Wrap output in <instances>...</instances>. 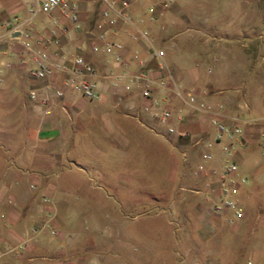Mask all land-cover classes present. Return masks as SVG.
<instances>
[{
    "label": "crops",
    "instance_id": "crops-1",
    "mask_svg": "<svg viewBox=\"0 0 264 264\" xmlns=\"http://www.w3.org/2000/svg\"><path fill=\"white\" fill-rule=\"evenodd\" d=\"M30 1L0 0V41L4 42L1 47H5L0 49V83L17 90L27 85L28 90L34 89L48 99L47 103H39L29 99L26 93L19 103L9 101L0 110V143L4 154L0 158V264H107L97 256L88 257L85 251L92 244L76 231H70L78 227L79 221L67 214L65 194L71 186L80 190L87 165L70 156L72 148L91 155L105 151L112 156L114 150L132 145L143 147L151 140L162 141L179 149L183 163L193 164L197 157L201 158L196 167L203 165L204 171L224 164L222 145L214 140L216 128L211 114L193 110L186 100L188 91L204 101L224 103L225 119L232 115L246 118L247 144L236 159H257L259 132L254 120L263 115L264 95L251 99L245 88L264 84L257 80L256 73L263 64V34L249 37L246 32L226 30V16L212 13L207 6L209 0H190L185 4L174 0L154 19L151 11L158 0H132L127 9L132 23L119 19L114 26L103 23L100 0H78L77 20L41 11L31 15ZM6 18L12 24L19 23V28L11 31L4 24ZM215 19L219 26L211 22ZM185 20L193 22L195 27H184ZM55 25L59 26V41L52 47L65 49L70 60L81 54L94 65L93 82L99 98H85L75 88L61 97L55 96L54 88L64 73L38 79L29 73L28 62H21L20 31L49 35ZM138 30H146L148 40L138 36ZM247 36L248 41L244 38ZM105 42L125 47L122 53L127 65L114 62L118 50L114 46L103 50ZM94 44L100 50L93 51ZM246 46H250L249 55L241 54V59L229 58L226 53ZM152 48L164 50L162 69L158 68L160 60L151 55ZM226 48V56L221 58ZM210 56L215 63H207ZM141 58L145 59L143 64L138 62ZM254 65L258 66L255 70ZM144 68H149L154 78L150 97H145L141 84L128 75ZM114 81H118V89H114ZM171 81H177L186 92L182 96L175 94ZM46 108L50 112L45 113ZM165 110L170 111L166 119L162 118ZM170 126L174 132L168 131ZM180 132L188 135L180 136ZM196 138L212 141V160L201 157L200 146L194 144ZM26 177L36 184H27ZM263 178L264 174L247 189L258 194ZM199 180L205 186L210 179L204 172ZM56 194L61 196L59 203ZM44 196L56 198L54 206L44 202ZM261 206L258 203L257 218ZM199 215L206 222L207 214ZM213 217L206 222L211 223L212 233L217 231ZM31 227H36L37 232L33 233ZM72 233L79 235L71 236ZM20 243L24 244L23 248L8 249ZM98 244L102 245L103 241L99 240ZM257 244L261 250L251 252L256 253L254 262L264 264V228Z\"/></svg>",
    "mask_w": 264,
    "mask_h": 264
},
{
    "label": "rangeland",
    "instance_id": "rangeland-1",
    "mask_svg": "<svg viewBox=\"0 0 264 264\" xmlns=\"http://www.w3.org/2000/svg\"><path fill=\"white\" fill-rule=\"evenodd\" d=\"M209 1L207 6L212 13L226 16V30L246 32L249 37L263 34L264 45V0ZM211 22L219 26L217 19ZM188 26L195 27V24L185 20L184 27ZM249 37L244 38L248 41ZM249 48H234L228 52L226 48L221 58L226 52L229 58L239 56L241 59V54L249 55ZM262 54L264 56V47ZM212 58H207L208 64L215 63ZM255 68L258 66L252 69ZM256 73L257 80L263 82L264 58ZM27 90V85L17 90L0 83V110L5 109L9 101L19 103ZM245 91L251 99L262 97L264 84L249 85ZM254 121L259 132L255 151L258 157L255 161L249 157L237 160L238 174L247 179L238 193L246 208L245 216L242 219L232 218L230 213L228 218L214 216L217 231L213 233L211 223L203 222L199 215L204 213L202 206L207 204L205 186L195 172L196 162H201V158L197 157L193 164L183 163L178 148L152 140L143 147L132 145L114 150L112 156L105 151L91 155L72 148L70 156L87 165L80 190L71 186L64 204H68L67 214L79 221L78 227L70 231H76L92 244L85 254L97 256L107 264H255L256 253L251 252L261 250L257 238L264 228V198L261 197L264 180L257 188L262 189L258 194L247 186L264 174V136L261 135L264 111ZM195 150L198 152L197 148ZM2 151L0 143L3 159ZM26 180L27 184H36L33 179L26 177ZM197 189L202 191L197 192ZM56 196L59 203L61 196ZM258 203L262 206L257 218ZM99 240L103 241L102 245L98 244Z\"/></svg>",
    "mask_w": 264,
    "mask_h": 264
},
{
    "label": "built area",
    "instance_id": "built-area-1",
    "mask_svg": "<svg viewBox=\"0 0 264 264\" xmlns=\"http://www.w3.org/2000/svg\"><path fill=\"white\" fill-rule=\"evenodd\" d=\"M101 7V17L103 23L114 26L117 24L118 20L121 19L125 22L132 23V17L127 12V9L132 4V0H100ZM174 0H158L153 3V8L151 11V18H156L161 15L165 7L171 4ZM29 13L33 15L34 13L41 11L47 14L57 13L59 16L68 17L73 20L78 18L79 2L78 0H31L29 5ZM6 27L11 29V31L17 30L19 28V23L12 24L10 18H6L4 21ZM59 26L55 25L51 29V34L46 35L44 33H33L30 30L20 31V44H21V59L22 63L29 64V73L38 78L44 79L48 76H53L57 72H63L64 76L61 79L59 85L54 88V95L61 97L69 89L75 88L80 95L88 99L99 98V92L93 82V77L95 76L94 65L86 60L83 55H76L71 60L67 57L66 50L63 48H53V43L59 41L58 37ZM161 29H164V25H161ZM137 35L141 38L148 40V34L146 30H138ZM103 37V35L101 36ZM4 44L3 41H0ZM111 46L117 48V53L114 57L115 63H120L121 61L127 65V62L123 59V53L125 47L120 43L105 42L102 49L107 51ZM93 51L100 50L99 45L94 44L92 46ZM151 55L154 58L160 60L158 65L159 69L165 67L163 61L161 60L164 55V50L162 48H152ZM139 64H143L145 59H139ZM9 65V64H8ZM210 70V69H208ZM128 75L138 81L142 86V94L145 97H150V84L154 81V78L150 74L149 68H144L138 72H130ZM172 90L178 96H182L184 88L177 81H171ZM165 84V81H163ZM114 89H118V81L113 82ZM27 96L29 99L38 100L39 103H47L48 99L40 96L38 92L34 89L27 91ZM187 103L193 110L207 112L211 114V121L216 128V135L214 140L222 145L224 156L226 162L218 167H209L206 171L203 165H199L196 169V173L201 177L208 174L209 181L206 182L205 191L207 204L202 206V210L207 214L206 222L209 221L210 216H225L228 218L227 214L230 213L232 218L242 219L245 216L246 208L242 201L239 200L238 193L241 186L247 181L245 176L238 174V165L236 155L246 146L247 141L244 137V125L247 122L246 118L239 117L237 115H232L225 117V105L222 102L211 103L199 99L197 95L191 91L187 92L186 96ZM45 113L50 112L49 108L44 110ZM170 116V111L165 110L163 112L162 118L166 119ZM169 132H174V127L170 126L168 128ZM180 136H187L188 133L180 132ZM264 136V132L261 133ZM194 144L200 146L201 157L205 161L212 160L214 158V152L211 150L212 141L203 140L202 138H196ZM184 158L186 154L183 153ZM203 172L202 174H200ZM33 186V185H31ZM197 192L202 190L197 189ZM44 202H49L51 206L56 203L55 199H51L47 196L43 197ZM54 213L53 210H51ZM36 227H31L33 233L37 232ZM56 232V230H53ZM24 247L23 243L18 244L15 247H9V250L21 249Z\"/></svg>",
    "mask_w": 264,
    "mask_h": 264
}]
</instances>
